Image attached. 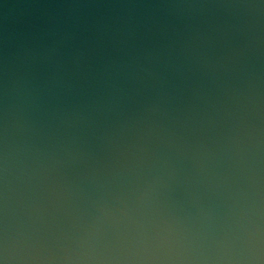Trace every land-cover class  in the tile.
Returning <instances> with one entry per match:
<instances>
[{
    "label": "water",
    "instance_id": "1",
    "mask_svg": "<svg viewBox=\"0 0 264 264\" xmlns=\"http://www.w3.org/2000/svg\"><path fill=\"white\" fill-rule=\"evenodd\" d=\"M0 264H264V0H0Z\"/></svg>",
    "mask_w": 264,
    "mask_h": 264
}]
</instances>
